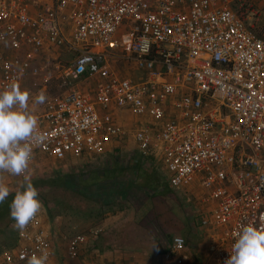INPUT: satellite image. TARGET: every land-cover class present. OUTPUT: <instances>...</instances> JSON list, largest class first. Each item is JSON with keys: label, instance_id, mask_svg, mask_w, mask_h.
<instances>
[{"label": "built area", "instance_id": "obj_1", "mask_svg": "<svg viewBox=\"0 0 264 264\" xmlns=\"http://www.w3.org/2000/svg\"><path fill=\"white\" fill-rule=\"evenodd\" d=\"M263 18L264 0H0V43L35 54L50 49L64 78L94 80L93 92L71 87L35 115L44 140L33 143L30 165L38 156L97 160L129 132L116 111L140 118V155L160 161L173 188L197 183L207 192L211 211L193 205L191 212L202 227L221 229L210 252L224 264L241 226L264 228ZM64 52L71 65L61 70ZM118 62L139 77L118 74ZM43 69L32 54L0 57V91L13 83L22 89ZM62 238L71 258L87 243L84 234ZM185 247L182 236L168 245L180 264ZM42 252L55 264L39 212L17 230L0 264H27Z\"/></svg>", "mask_w": 264, "mask_h": 264}, {"label": "rangeland", "instance_id": "obj_2", "mask_svg": "<svg viewBox=\"0 0 264 264\" xmlns=\"http://www.w3.org/2000/svg\"><path fill=\"white\" fill-rule=\"evenodd\" d=\"M251 23L252 20L248 22V26ZM0 54L10 55L9 50L1 44ZM46 58L51 60L47 61ZM71 58L72 54L64 52L61 58L64 67L61 70L71 65L67 61ZM40 60L38 63L44 67L43 73L36 77L29 76L24 83V89L29 93L30 114H40L51 97L61 95L71 87L88 92L95 90L94 80L64 78L63 73L56 69L58 60L55 55H42ZM123 64L118 62L116 65L122 67ZM131 72L134 73L133 70ZM44 75L50 76L48 83L42 78ZM41 93L46 96V100L43 104H37L34 102L35 97ZM122 142L135 144L132 136L126 137ZM136 159V152L131 150L120 153L118 159L104 155L97 160L84 156L67 157L62 161L41 158L33 162L27 175L31 181L49 179L59 174L76 178L86 170H113L110 173L114 178L120 177L118 179H121V183H130L133 187L132 197L129 192L118 196L110 207L105 208L108 210L103 215L99 214L97 206L72 191L50 188L48 185L38 188V198L42 202L40 213L50 219L52 224L47 229L56 250L60 247V258L58 257L56 264H180L178 256L170 254L168 249L169 243L177 236L186 240L187 259L182 264H194L192 259L197 262V258L192 255L196 249L194 246L199 247L196 251H202L199 244L203 243L206 232L204 229L193 231L190 226L193 206L188 201L187 192L183 187L176 189L169 186L160 167L158 170L153 169L145 165L143 160L136 164ZM4 177L7 179L5 182ZM0 183L7 185L11 193L23 187L25 180L0 172ZM195 202L203 204L201 200ZM9 228L6 233L9 239L0 235L3 246L1 249L14 244V226L13 229ZM62 234L87 236V243L77 258L68 255ZM5 240L9 245L4 244ZM203 256L200 259H205Z\"/></svg>", "mask_w": 264, "mask_h": 264}, {"label": "clouds", "instance_id": "obj_3", "mask_svg": "<svg viewBox=\"0 0 264 264\" xmlns=\"http://www.w3.org/2000/svg\"><path fill=\"white\" fill-rule=\"evenodd\" d=\"M45 100L46 96L41 93L34 102L43 104ZM28 101L29 93L16 83L0 91V172L24 175L33 158V143L39 144L44 140L43 135L37 132V118L28 111ZM24 180L22 189L15 193L9 205L14 227L21 233L42 208L38 190L30 177L24 175ZM9 194V187L0 183V204ZM230 251V258L224 264H264V228L251 223L241 226ZM47 261V252H42L29 257L27 264H47Z\"/></svg>", "mask_w": 264, "mask_h": 264}, {"label": "crops", "instance_id": "obj_4", "mask_svg": "<svg viewBox=\"0 0 264 264\" xmlns=\"http://www.w3.org/2000/svg\"><path fill=\"white\" fill-rule=\"evenodd\" d=\"M259 25L260 26L258 28L261 29V32L264 31V18L262 19V22H260ZM0 44L3 45L5 47V49L9 50V53H10L9 56L0 54V55H2L0 57H4V56L5 57H13L16 54H21V56H25L27 54H32L34 56V63L35 64H38L40 66H42V64H40L38 62H41L40 57L42 55H47L49 57L55 55V59H57L58 56H59L58 53H55V52L51 51L50 49H45V50H43V52H41L39 54H35L34 51H31L29 49H24L23 51H16V50L12 49L13 47L10 46L7 43H5V44L0 43ZM62 56L63 55L61 54L60 57H62ZM46 60L47 61H50L51 59L50 58H46ZM116 64H114V69L121 76H126V77H130V78H133V79H137L139 77L140 72H137V71H134L133 70L134 73H132L131 70H130V68L127 67V69H126V67H125L126 65L125 64H123V66L125 68L123 66L122 67L117 66ZM123 72H124V74H122ZM33 77H36V76H33ZM42 78H44V76H42ZM27 79H28V77L25 78L24 83L27 81ZM24 83H23V86H22V90H25L24 89V86H26V84H24ZM47 103L48 102H46V105H47ZM45 108H46V106H45ZM44 110H43V112H44ZM43 112H41V113H43ZM36 115H39V114H36ZM115 115H116L117 121H119L122 125H124L129 130V132H128V134L126 136H121V137H118V138L114 139L107 146L104 155H108L109 157H113L115 159H118L120 153H123V152L126 153L128 151L133 150V152H136V156H137L136 163H140L143 160L144 161L143 163H145V165H148L151 168L153 167V169H157L158 170V167H160L164 171V174H165L166 179L168 181V172L165 169V166L162 165V163L160 161L156 160V159H152V158L151 159H147V158L145 159V158H143L140 155V153H139V151L137 149L138 144H137V141H136V138H135L134 128L137 127L142 120L140 118H136V117L132 116L130 113H128L126 111H122V110L116 111V114ZM128 136H132L133 137V140L135 141V144H132V143H123L122 142ZM68 157H74V156L69 155ZM41 158H43V157L38 156V158H36V159H41ZM47 159H50V158H47ZM51 160H54V159H51ZM32 164L30 165V168H31ZM115 178H117V177L115 176ZM3 180L5 182L7 180L6 177H4ZM168 184H169V186H171L170 183H169V181H168ZM185 191H188L190 193V197L189 198L187 197V198H188L189 203H191L192 206L193 205H197V207H199V209L203 211L202 213L210 212L211 211L213 205L210 206V207H206L205 204L203 203V204H201L202 207H203L202 208L201 205L198 202H195V201H199V200L203 201L204 200V197L207 195V192L204 191V189L201 186H199L197 183H192V184H190L186 188ZM131 194L132 193H130V196L132 197ZM190 214H191V217H190V226L192 227V230L193 231H196V230L197 231H203V229H204L205 230L204 232H206L205 236H203L204 237L203 243L202 244H199V246L201 247V250L202 251L201 252L196 251V250H199L198 249L199 247L197 245L194 246L196 249L194 250V252L192 253V255L197 258V262L195 263L193 259H192V262L194 264H220L219 261L217 260V258L210 252V245L213 242L214 238L218 234L221 233V229H218V227H208V228H204V227H202L200 225L199 219L196 218V217H194L193 214H192V212H190ZM41 215L44 218L46 225L48 227H51V224L52 223H51L50 219L47 216H45L43 213ZM16 234H17V230H16ZM16 241H17V238L15 239V242H14L13 246L16 244ZM10 248L11 247H9L8 249H10ZM59 250H60V247L58 248V250H56V255H58ZM200 254H201V256L204 255L203 257L205 259H200L201 258ZM58 257L60 258V255H58L57 257L55 256V264H56V260L58 261Z\"/></svg>", "mask_w": 264, "mask_h": 264}, {"label": "trees", "instance_id": "obj_5", "mask_svg": "<svg viewBox=\"0 0 264 264\" xmlns=\"http://www.w3.org/2000/svg\"><path fill=\"white\" fill-rule=\"evenodd\" d=\"M112 171L113 170H86L76 178H73L72 175L68 176L59 174L49 179H37L31 182L37 189L41 186L48 185L50 188L72 191L97 206L99 214L103 215V213L108 210L105 208L110 207L118 196L127 194V192H129L130 196V193H132V184L121 183V179H118L120 177L114 178L112 176ZM21 189L22 187L19 190L11 192L4 203L0 204V235L5 236L6 239H9L6 235L8 228L10 227L13 229L12 226H14L15 223L10 217L9 205L14 199L15 193ZM43 199L48 204L44 197ZM12 237L15 242V239L17 238L15 227L13 229ZM4 244L9 245L7 240L4 241ZM1 245L2 243H0V247H3ZM5 250V248H0V254Z\"/></svg>", "mask_w": 264, "mask_h": 264}]
</instances>
